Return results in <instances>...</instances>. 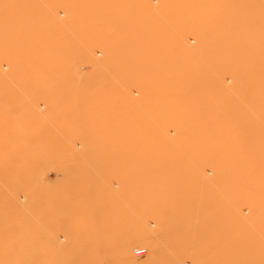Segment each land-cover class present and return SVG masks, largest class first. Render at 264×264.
I'll use <instances>...</instances> for the list:
<instances>
[{"label":"rangeland","instance_id":"rangeland-1","mask_svg":"<svg viewBox=\"0 0 264 264\" xmlns=\"http://www.w3.org/2000/svg\"><path fill=\"white\" fill-rule=\"evenodd\" d=\"M0 264H264V0H0Z\"/></svg>","mask_w":264,"mask_h":264},{"label":"built area","instance_id":"built-area-1","mask_svg":"<svg viewBox=\"0 0 264 264\" xmlns=\"http://www.w3.org/2000/svg\"><path fill=\"white\" fill-rule=\"evenodd\" d=\"M134 252H135V254L140 255V254H142L144 252V249H142V248H135L134 249Z\"/></svg>","mask_w":264,"mask_h":264}]
</instances>
